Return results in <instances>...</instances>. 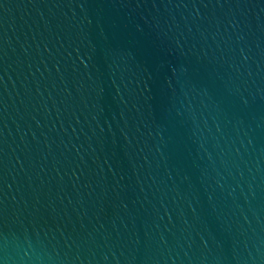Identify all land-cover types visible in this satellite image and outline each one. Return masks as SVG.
<instances>
[{"label": "water", "instance_id": "obj_1", "mask_svg": "<svg viewBox=\"0 0 264 264\" xmlns=\"http://www.w3.org/2000/svg\"><path fill=\"white\" fill-rule=\"evenodd\" d=\"M0 264H264V0H0Z\"/></svg>", "mask_w": 264, "mask_h": 264}]
</instances>
